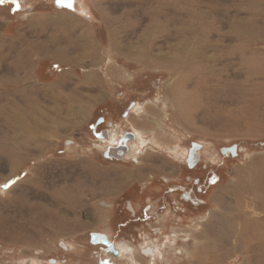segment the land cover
<instances>
[{"label":"rangeland","instance_id":"rangeland-1","mask_svg":"<svg viewBox=\"0 0 264 264\" xmlns=\"http://www.w3.org/2000/svg\"><path fill=\"white\" fill-rule=\"evenodd\" d=\"M130 102L139 163L105 161ZM191 141L205 174H169ZM50 260L264 264V0H0V264Z\"/></svg>","mask_w":264,"mask_h":264},{"label":"flooded vegetation","instance_id":"flooded-vegetation-1","mask_svg":"<svg viewBox=\"0 0 264 264\" xmlns=\"http://www.w3.org/2000/svg\"><path fill=\"white\" fill-rule=\"evenodd\" d=\"M123 103H126V102H123ZM133 105H134V102H130L129 104H127V106L125 108L124 107L122 108L121 112L118 111V108L116 109L112 106L108 109V111H106V109L104 107L101 108V111L103 110L101 112V114H103L104 116L102 115V116H99L96 118L93 126L91 127V135L94 139H96L98 141L97 143H102V146H101L102 149L100 152V156L103 160L108 161V162H113V163H123L127 159L128 161H130L133 164L139 163L138 159H136L135 156H129L134 151L132 148V144H134L136 142L137 137L134 135V139L125 141L127 138L126 135H129L130 133L134 134V132L132 130H130L127 127V125L125 126L122 124V122L126 124L125 121H127V120L129 121V119H130L129 110L133 107ZM101 125H102V127H101ZM192 144H196V146H197L196 149L194 148V152H195L194 154H195L196 159H192L193 161H191V165L189 166V164L187 163V158H188L189 150L192 148ZM137 149L138 150L135 151V153L141 154V152H143L142 147L138 146ZM91 150H92V152L94 151V152L98 153V151H95L94 147ZM204 150H205V147L201 142L191 141V142H189V145L186 148V154L182 160L175 157V159L172 158V161L169 160L170 162H164L162 164L165 167H168V166L173 167V169H169V170H171V171H169V174H173L175 172V170H177V169L178 170L180 169L179 172H183L184 171L183 168H185V170L190 171L192 173L195 172L197 174L199 172L200 174H205V169H207V165L204 166V164H203L204 163L203 162L204 157H203L202 153L204 152ZM221 152H222V150H221ZM228 154L230 156H234V154L232 152L228 153ZM155 165L156 164H154L153 162H148V167H154V169H155ZM182 165H183V168H182ZM162 172H161V174H162ZM110 173H112V172H110ZM155 174H160V173L156 172ZM179 174H181V173H179ZM152 179H155V178L153 177ZM193 181L196 182V181H198V179H194ZM161 183L164 185V187H168L170 180L162 179ZM198 190H199V192H202L203 189L199 188ZM131 192L132 191L127 193V197L125 196V198H124L125 204L123 207H124V210L126 213H128L130 216L135 217V215H136V209L134 208L135 197L133 194H131ZM113 199H115V198H113ZM121 199H123V198H121ZM183 199L187 203H190V202L196 203V201H194L190 198V193L184 194ZM200 204L198 203L197 206ZM107 206H109V205H107ZM112 206L116 209L115 203ZM112 206H109V208H112ZM150 210L151 209H148L147 212L149 213ZM178 210L181 211L180 209H178ZM183 213H186V209L183 211ZM95 234H100V233H95ZM91 235H90V241L92 243H94V244L98 243V244L103 245L102 243H99L98 241L93 242ZM100 235H104L107 238L108 243L110 242V239L106 234H100ZM109 245H110V243H109ZM144 249H146V248H143L140 250L141 253H142V250H144Z\"/></svg>","mask_w":264,"mask_h":264},{"label":"water","instance_id":"water-1","mask_svg":"<svg viewBox=\"0 0 264 264\" xmlns=\"http://www.w3.org/2000/svg\"><path fill=\"white\" fill-rule=\"evenodd\" d=\"M75 4H76V0H60V2H58V0H53V5L56 9L62 10V9H66V10H70V11H74L75 10ZM127 138L125 141L127 140H132L134 139V134L130 133L129 135H126ZM196 144H192V148L189 150V154H188V158H187V163L189 164V166L191 165V161H193L192 159H196L195 157V152H194V148H196ZM236 151V147L232 146L229 148H223L222 152L223 153H229L232 152L233 154H235ZM92 241H98L99 243L102 244H106L109 245L107 238L104 235H100V234H95L93 233L91 235ZM60 247L63 250H67L66 246H64L65 244L63 242L59 243ZM152 250V249H151ZM149 248H146L144 250H142V254L144 256H153V253ZM50 264H55V260H50Z\"/></svg>","mask_w":264,"mask_h":264},{"label":"bare ground","instance_id":"bare-ground-1","mask_svg":"<svg viewBox=\"0 0 264 264\" xmlns=\"http://www.w3.org/2000/svg\"><path fill=\"white\" fill-rule=\"evenodd\" d=\"M75 6H76V4H75ZM132 148H133V150H135V146H132ZM196 149V148H195ZM65 246V245H64ZM120 247V249L122 250V249H125V246L124 245H122V247L121 246H119ZM128 247V246H127ZM67 248V247H66ZM152 249V248H151ZM123 253H125V254H128V256H131V254H132V251H131V249H128V248H126L124 251H123ZM153 253V252H152ZM148 256V255H147ZM153 256H154V254H153ZM152 256V257H153ZM132 262V261H131Z\"/></svg>","mask_w":264,"mask_h":264},{"label":"crops","instance_id":"crops-1","mask_svg":"<svg viewBox=\"0 0 264 264\" xmlns=\"http://www.w3.org/2000/svg\"><path fill=\"white\" fill-rule=\"evenodd\" d=\"M37 65H39V66H41L40 68H45V67H47L48 68V70L47 71H49L50 70V68H51V64L49 63H47V62H40V63H38ZM51 65V66H50ZM54 69V68H53ZM52 74H53V72H52Z\"/></svg>","mask_w":264,"mask_h":264},{"label":"snow or ice","instance_id":"snow-or-ice-1","mask_svg":"<svg viewBox=\"0 0 264 264\" xmlns=\"http://www.w3.org/2000/svg\"><path fill=\"white\" fill-rule=\"evenodd\" d=\"M58 2H60V0H58Z\"/></svg>","mask_w":264,"mask_h":264}]
</instances>
